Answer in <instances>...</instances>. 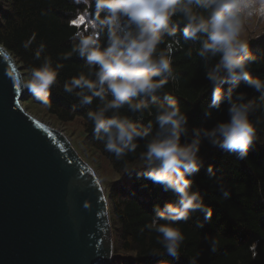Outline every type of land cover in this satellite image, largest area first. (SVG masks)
<instances>
[{"label":"clouds","instance_id":"9594fccd","mask_svg":"<svg viewBox=\"0 0 264 264\" xmlns=\"http://www.w3.org/2000/svg\"><path fill=\"white\" fill-rule=\"evenodd\" d=\"M84 2L92 8V0ZM90 17L86 29L73 35L79 37V43L63 54L64 59L73 53L85 58L88 75L81 72L65 81L64 91L79 89L76 95L83 105L99 98L102 106L88 111L87 118L93 123L96 138L106 137L105 150L117 159L134 152L135 141L148 137L152 128V123L138 126L127 116H120L119 110L126 106L143 115L150 110V104L156 103L157 94L163 92L169 80L176 78L171 47L158 50L165 35L175 36L178 23L184 22L183 39H201L199 55L206 60L216 59L206 73L213 86L209 108H218L226 100L228 118L211 129L202 132L195 129L190 142H181L182 135L187 133L188 117L176 99L164 93L167 104L159 105L155 115L160 131L148 140L140 157L146 178L161 185L164 191L176 194L175 201L165 203L162 208L154 207L153 221L147 227L159 234V242L169 255L178 256L185 239L178 222L188 221L194 213L203 214L205 221L212 219L213 209L192 188V177L204 163L199 155L202 141L206 139L213 148L244 160L250 146L258 140V120L250 119L253 101L246 92L235 96L232 88L225 92L223 85L236 86L242 80L247 87L264 94V78L253 76L249 69L257 57L250 51L249 42L241 39L247 20L252 17L264 20V0H94V15ZM88 29L91 32L85 35ZM102 34L107 36L106 47H101ZM34 39L35 34L24 47L28 48ZM44 49L41 43L35 56L39 58ZM62 67L60 63L53 67L51 58L45 57L42 65L31 69L24 87L37 101L51 107L50 88ZM92 75L95 79L90 78ZM109 111L113 113L110 116L106 115ZM208 172H213L211 164ZM218 187L225 196L229 194L223 184ZM209 245L210 252L217 250L215 237L209 240Z\"/></svg>","mask_w":264,"mask_h":264},{"label":"trees","instance_id":"16d2710c","mask_svg":"<svg viewBox=\"0 0 264 264\" xmlns=\"http://www.w3.org/2000/svg\"><path fill=\"white\" fill-rule=\"evenodd\" d=\"M91 15H94V0L90 9L84 0H0V43L12 54L22 71L26 70L28 79L31 69L42 65L45 57L51 58L53 67L57 63L63 65L50 88L51 107L37 101L30 91L28 96L61 121L80 117L91 146L109 161L114 171L124 175V180L107 193L114 237L112 264H264V94L247 87L242 80L236 86L230 83L223 85L225 92L229 88H232L233 96L246 92L247 98L253 101L250 119L258 120V140L250 146L244 160H239L234 153L213 148L206 139L202 141L199 155L204 163L192 177V188L198 190L203 201L213 209L212 219L205 221L203 214L194 213L188 221L178 222L185 239L179 255L171 256L160 244L159 234L147 225L153 221L156 205L162 208L177 197L146 178V168L140 157L148 140L160 131L155 115L159 105L167 104L164 93L174 97L188 117L187 133L182 135L181 142H190L195 129L202 132L228 118L226 100L218 108H209L213 86L206 73L216 59L206 60L199 55L201 39H183L184 22L178 23L175 36L165 35L158 50L171 47L176 78L169 80L163 92L157 94L156 103L150 104V110H145L143 115L131 112L126 106L119 110L120 116H127L138 126L146 127L152 123V128L148 137L135 141L137 148L134 152L117 159L115 154L105 150L106 137L96 138L93 123L87 118L88 111L102 106L99 98L83 105L76 95L79 89L71 93L64 91L65 81L81 72L88 75L85 58L73 53L64 59L63 54L71 52L79 43V37L73 38V35L86 29ZM81 17L82 23H72ZM90 32L88 29L84 34ZM33 34L35 39L25 48L24 43ZM99 39L101 47H106V34L100 35ZM247 41L250 51L257 57L256 62L249 65L251 74L264 78V34ZM41 43L45 49L37 58L35 52ZM90 78L95 79V76ZM112 114L109 111L106 115ZM210 164L213 166L212 174L208 172ZM219 184L225 186L229 192L227 196L219 190ZM199 223L203 227H198ZM212 237L217 241L215 252H210L209 240Z\"/></svg>","mask_w":264,"mask_h":264},{"label":"water","instance_id":"95a60500","mask_svg":"<svg viewBox=\"0 0 264 264\" xmlns=\"http://www.w3.org/2000/svg\"><path fill=\"white\" fill-rule=\"evenodd\" d=\"M24 83L0 43V264H112L107 188L63 132L26 110Z\"/></svg>","mask_w":264,"mask_h":264},{"label":"rangeland","instance_id":"374dc122","mask_svg":"<svg viewBox=\"0 0 264 264\" xmlns=\"http://www.w3.org/2000/svg\"><path fill=\"white\" fill-rule=\"evenodd\" d=\"M261 34H264V20L258 17H252L245 22V31L242 32L241 39L249 40L250 38ZM22 72L25 74V82L28 81L29 79L26 75V70H23ZM28 95L29 92L26 89V96L22 100L23 106L26 110L46 124L63 132L84 159L95 169L102 185L107 188V191H109L116 183H120L124 180V175L114 171L109 161L91 146L80 117L71 121H61L56 115L50 113L45 106L34 103Z\"/></svg>","mask_w":264,"mask_h":264},{"label":"snow or ice","instance_id":"6c2138e0","mask_svg":"<svg viewBox=\"0 0 264 264\" xmlns=\"http://www.w3.org/2000/svg\"><path fill=\"white\" fill-rule=\"evenodd\" d=\"M83 22V17H81L79 20H75V21H73L72 23L74 24V25H78V24H80V23H82Z\"/></svg>","mask_w":264,"mask_h":264}]
</instances>
